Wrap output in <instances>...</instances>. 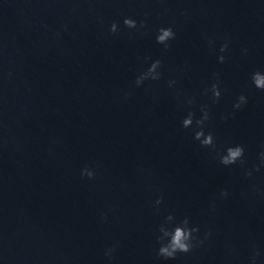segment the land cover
<instances>
[{
	"label": "water",
	"instance_id": "95a60500",
	"mask_svg": "<svg viewBox=\"0 0 264 264\" xmlns=\"http://www.w3.org/2000/svg\"><path fill=\"white\" fill-rule=\"evenodd\" d=\"M161 26L176 33L168 49ZM156 59L161 78L137 87ZM257 70L264 0H0V264H250L254 248L264 264V166L245 175L264 150ZM217 78L213 102L204 89ZM201 105L215 149L182 126ZM237 144L245 163L221 164ZM170 213L204 242L164 259L156 237Z\"/></svg>",
	"mask_w": 264,
	"mask_h": 264
},
{
	"label": "clouds",
	"instance_id": "9594fccd",
	"mask_svg": "<svg viewBox=\"0 0 264 264\" xmlns=\"http://www.w3.org/2000/svg\"><path fill=\"white\" fill-rule=\"evenodd\" d=\"M184 14L183 12L181 13ZM147 15V14H146ZM101 23H103V20L101 18ZM123 24L128 29H136L139 31L140 29H144L146 27L147 22L145 20L137 21L131 17H125L123 19ZM119 31V24L116 21H113L109 27L110 33H117ZM59 36V33H57ZM176 33L173 31L172 27H164L161 26L156 35V42L158 44H162L165 49H168L170 47L169 41L175 39ZM214 41L209 40V44H213ZM229 47V42L225 40L224 43L220 45V53H224L227 51ZM246 51V49H245ZM226 57L224 55H219L218 60L223 63L225 61ZM145 61L151 60L150 56L144 57ZM163 67V63L160 59L153 60L150 64V66L143 72H141L135 80V85L139 87L143 84L145 80H159L162 76V72L160 69ZM251 80L254 84V86L257 89L264 90V71H254L251 74ZM175 80H169L168 84L169 87H172L175 85ZM220 81L219 78L216 79L215 82H213L210 87L204 89V94L211 93V99L213 102H218L222 91L220 88ZM129 95L128 93H125V96ZM186 103L193 104L194 103V97H188L186 98ZM247 103V97L244 94H240L237 97L236 102L233 105L234 109H240L243 105ZM201 116L199 118L195 117V113L192 111H189L187 115L182 120V126L184 128H191L193 124L195 123V131H194V139L198 140L200 142V145L202 147H208L215 149L216 148V139L212 132H205V122L209 120L210 114L209 109L207 105H201L200 106ZM226 119L227 117H223ZM220 163L225 166H230L233 164H241L243 165L245 163V149L243 145L237 144L234 146H228L223 153H217ZM264 166V150H262L259 153V164H254L252 169H249L245 175L251 176L253 169L256 171H259L260 167ZM82 176H87L88 178L92 179L95 177V171L89 167L85 166L81 170ZM253 189L255 190V186L253 185ZM219 195L222 198H227L228 196V190L227 188H224L220 191ZM163 201L162 196H158L155 204L159 205ZM212 207L214 208L215 205L213 204ZM104 219L106 220L107 217L105 216ZM174 216L170 213L165 218V223H162L159 226V235L156 237V240L159 244V248L157 250V256L162 257L164 259H175L178 253H189L191 252L195 247H198L199 245L203 244L204 240L200 239L197 235L199 233V226L197 225H191L190 224V218L188 216H185L183 219H181L178 222L173 223ZM212 235L211 230L204 233V239H207ZM114 247H110L105 251V256L109 259H112ZM260 256V250L259 248H254L252 251V254L250 256V264H257V257Z\"/></svg>",
	"mask_w": 264,
	"mask_h": 264
}]
</instances>
